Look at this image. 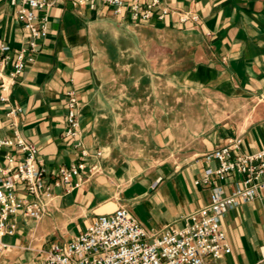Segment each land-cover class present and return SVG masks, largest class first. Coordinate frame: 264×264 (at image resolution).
<instances>
[{
  "label": "crops",
  "instance_id": "0c3cea01",
  "mask_svg": "<svg viewBox=\"0 0 264 264\" xmlns=\"http://www.w3.org/2000/svg\"><path fill=\"white\" fill-rule=\"evenodd\" d=\"M49 1L54 2L49 11L50 34L40 42L35 62L27 66L14 87L10 104L0 106V138L13 137L17 130L38 147L50 174L79 163V152L63 136L66 93L74 91L80 102L76 140L92 155L87 166L98 165L100 170L87 174V180L71 191L53 186L54 198L43 220L18 218L16 234L4 240L7 249L0 264H31L53 243L70 241L98 216L122 206L149 230L182 225L187 215L209 201L210 191L194 185L204 168L203 155L226 143L223 138L227 136H210L182 170L160 166L144 173L133 164L117 162L96 130L95 60L89 31L96 20L119 22L106 9L96 12L74 7L69 0ZM162 8L169 9L164 19L158 17ZM186 15L197 19L182 23ZM120 26L169 34V51L183 49L192 55L194 67L184 73L191 84L213 91L222 101L246 104L244 126L229 138L241 137L245 153L264 148V0H160L149 22ZM0 39L14 49L27 43L16 8L7 0H0ZM175 39L180 42L175 44ZM14 107L21 109L16 128L7 118ZM97 152L102 155L96 156ZM6 153L0 151V160ZM222 227L232 252L220 260H208V264H264L263 195L230 209L222 218Z\"/></svg>",
  "mask_w": 264,
  "mask_h": 264
},
{
  "label": "built area",
  "instance_id": "2783aa9c",
  "mask_svg": "<svg viewBox=\"0 0 264 264\" xmlns=\"http://www.w3.org/2000/svg\"><path fill=\"white\" fill-rule=\"evenodd\" d=\"M7 1L16 8L27 43L14 49L0 39V106L10 104L14 87L27 66L35 62L40 42L48 38L49 11L54 6L49 0ZM69 1L74 7L96 12L106 9L120 24L131 25L149 22L160 5V0ZM160 11V19L169 13L167 8ZM189 19L197 18L186 15L181 22ZM66 97L67 125L63 136L79 152V163L50 174L38 147L23 139L17 130L13 137L0 138V151H7L0 160V256L7 249L5 238L18 230V218L40 221L48 214L54 198L53 186H65L71 191L87 180V174L100 170L98 165L87 166L92 155L76 140L80 135L77 95L69 91ZM20 112L19 107L8 111L11 127L16 128L15 118ZM242 147L243 139L237 136L203 155L204 168L194 185L210 191L209 201L187 215L182 225L149 230L129 208L122 206L112 214L98 216L70 241L53 243L31 264H208V260L222 259L232 252L222 218L238 204L264 196V148L245 153Z\"/></svg>",
  "mask_w": 264,
  "mask_h": 264
},
{
  "label": "rangeland",
  "instance_id": "374dc122",
  "mask_svg": "<svg viewBox=\"0 0 264 264\" xmlns=\"http://www.w3.org/2000/svg\"><path fill=\"white\" fill-rule=\"evenodd\" d=\"M89 32L96 130L117 162L144 173L160 166L174 171L193 161L210 136H227L226 142L244 126L246 104L191 84L184 73L194 67L192 55L169 51V34L112 18L96 20Z\"/></svg>",
  "mask_w": 264,
  "mask_h": 264
}]
</instances>
